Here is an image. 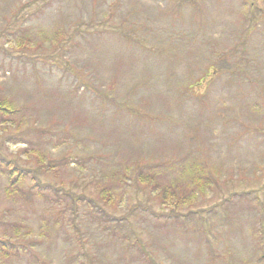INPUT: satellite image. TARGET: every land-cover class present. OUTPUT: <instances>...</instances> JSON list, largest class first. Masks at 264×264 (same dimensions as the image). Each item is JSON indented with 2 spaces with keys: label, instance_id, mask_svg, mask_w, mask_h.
I'll return each instance as SVG.
<instances>
[{
  "label": "rangeland",
  "instance_id": "rangeland-1",
  "mask_svg": "<svg viewBox=\"0 0 264 264\" xmlns=\"http://www.w3.org/2000/svg\"><path fill=\"white\" fill-rule=\"evenodd\" d=\"M192 1L0 0V156L61 190L0 170V264H264V0Z\"/></svg>",
  "mask_w": 264,
  "mask_h": 264
},
{
  "label": "trees",
  "instance_id": "trees-1",
  "mask_svg": "<svg viewBox=\"0 0 264 264\" xmlns=\"http://www.w3.org/2000/svg\"><path fill=\"white\" fill-rule=\"evenodd\" d=\"M189 2H193V1L189 0ZM68 41L69 38L67 40L63 38L62 42L58 44L57 48L60 49ZM19 113H20V109L13 104L11 99H9L7 96L2 94L0 90V128L10 123L17 122ZM0 170L3 172V174L6 176L8 180V185L4 189L7 197L13 194L18 195L21 198H28L29 196L47 197L48 194L47 191L52 190V192L55 193L56 195L58 194L59 191H61L59 187H55L52 184L42 183L39 180L37 176L38 173H36L35 170L23 167L20 164L15 163L11 160L1 158V156H0ZM27 178L31 182L29 183L26 190L23 191L21 190V184H23V182ZM211 181H212L211 177H209L207 173L200 172L194 176H191L190 184L188 185V188L186 187L184 188L186 190L189 189L192 192L201 191L204 187L208 186L211 183ZM104 190L106 189H103V192ZM103 192L102 193L100 192V196H104ZM64 193L69 195V193L66 192ZM160 195H161V203L169 207L179 206L181 205V203H184V201L189 197L188 196L186 198V195L183 193V185L177 182L164 184L160 190ZM71 198H72L71 201L73 202V206H77L78 201L87 200L88 202L94 204V207L98 209L102 213V215L108 217L109 219L111 218L117 221L114 223V226L117 227V226L125 225V224H120L118 221L122 219L125 220L123 222H126L127 220L126 217L116 218L114 216H110L109 214H107V212L102 206H95V204L97 203L94 201L93 198L91 197L89 198L83 195L71 196ZM108 198L109 197L106 196L105 199ZM190 214L192 215V213ZM172 215L174 220L176 219L175 223L182 222V219L179 220V213L177 211L172 212ZM191 215H187V216H191ZM106 222H110V221H106ZM21 227H22L21 224H17V223L9 224L0 219V255H4V257H7L8 255H10V253H12L11 249H13V253H17L18 250H20L18 249L20 245L18 239H19ZM7 229L10 230L11 232L10 237L6 236Z\"/></svg>",
  "mask_w": 264,
  "mask_h": 264
}]
</instances>
